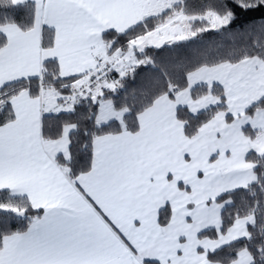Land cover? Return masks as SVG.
<instances>
[{"label":"snow or ice","instance_id":"1","mask_svg":"<svg viewBox=\"0 0 264 264\" xmlns=\"http://www.w3.org/2000/svg\"><path fill=\"white\" fill-rule=\"evenodd\" d=\"M0 264H264V0H0Z\"/></svg>","mask_w":264,"mask_h":264}]
</instances>
